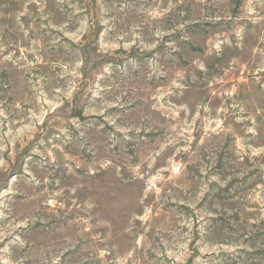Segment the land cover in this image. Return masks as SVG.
I'll return each mask as SVG.
<instances>
[{"label":"rangeland","instance_id":"obj_1","mask_svg":"<svg viewBox=\"0 0 264 264\" xmlns=\"http://www.w3.org/2000/svg\"><path fill=\"white\" fill-rule=\"evenodd\" d=\"M0 264H264V0H0Z\"/></svg>","mask_w":264,"mask_h":264}]
</instances>
